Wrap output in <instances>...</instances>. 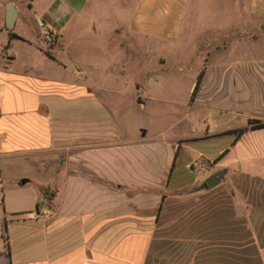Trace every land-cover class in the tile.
Returning <instances> with one entry per match:
<instances>
[{"label":"crops","instance_id":"1","mask_svg":"<svg viewBox=\"0 0 264 264\" xmlns=\"http://www.w3.org/2000/svg\"><path fill=\"white\" fill-rule=\"evenodd\" d=\"M187 2L138 0L122 42L140 55L150 41L176 43ZM225 3L173 124L194 131L175 138L126 123L180 76L126 53L116 65L89 39L74 48L80 28L57 22L85 5L42 15L48 45L42 32L15 33L30 5L12 32L0 15V60L18 42L42 66H18L17 53L0 61V264H264V127L251 128L264 124V0Z\"/></svg>","mask_w":264,"mask_h":264},{"label":"rangeland","instance_id":"2","mask_svg":"<svg viewBox=\"0 0 264 264\" xmlns=\"http://www.w3.org/2000/svg\"><path fill=\"white\" fill-rule=\"evenodd\" d=\"M70 0H0V15L3 17L4 5L11 2L17 10L30 5L28 13L33 17L29 22H23L18 19L15 33H19L26 40L33 41L36 33H41L36 25V19L41 20L43 14L53 16L55 12H59V8L63 3ZM80 8L85 5L80 14H74L69 22H57L58 26L80 28V33L73 32L68 41L74 48L79 39H89V43L99 45L103 52H109V58L116 65L122 64L126 53L127 59H141L149 61L155 69H163L162 76L172 77L180 76V80L173 83L170 79L169 83H163L161 89L150 90L153 99L147 105L146 109L136 111L130 119L127 120V129L136 130L141 128L147 131L146 138L153 134H162L164 138H175L178 135H188L189 131L194 130L189 126L176 125L174 122L182 117L186 112V99L188 82L192 78V74L188 73L189 64L202 58L205 53L207 43L206 34L217 28L221 29L224 23V14L227 10H231L225 3V0H188L182 30L180 37L176 43H158L149 42L148 48L144 54H139L135 47L126 46L121 40V33L128 28L129 19L135 9L138 0H73ZM27 9V8H26ZM76 10H79L78 8ZM27 11V10H26ZM1 26L4 21L1 20ZM44 23V22H43ZM46 28V27H45ZM113 30H117L114 40L109 45L106 42V35L111 34ZM4 34H0L3 39ZM36 38V37H35ZM21 44L15 43L9 50L8 54L17 53L20 55L18 66L23 62L32 61L34 64L41 66L40 57H28L22 53ZM264 48V47H263ZM261 52H264V49ZM4 52L2 55L8 57ZM76 56V53H74ZM0 60L2 64L8 63L7 59ZM65 61L66 57H60ZM163 61L162 64L159 61ZM93 61V59H92ZM181 69V70H178ZM118 72V69H116ZM174 90V91H173ZM179 90V91H178ZM195 118L191 117L190 122H194Z\"/></svg>","mask_w":264,"mask_h":264},{"label":"water","instance_id":"3","mask_svg":"<svg viewBox=\"0 0 264 264\" xmlns=\"http://www.w3.org/2000/svg\"><path fill=\"white\" fill-rule=\"evenodd\" d=\"M18 11L15 6L8 2L4 5V28L7 32H12L15 26L16 18H17ZM223 176V172L219 171L213 174L206 180V187L213 188L220 182Z\"/></svg>","mask_w":264,"mask_h":264},{"label":"built area","instance_id":"4","mask_svg":"<svg viewBox=\"0 0 264 264\" xmlns=\"http://www.w3.org/2000/svg\"><path fill=\"white\" fill-rule=\"evenodd\" d=\"M36 25L37 27L42 30V38L43 41L48 45L51 44L53 42V36L50 32H48L47 30H45V25L42 21L37 20L36 21Z\"/></svg>","mask_w":264,"mask_h":264},{"label":"trees","instance_id":"5","mask_svg":"<svg viewBox=\"0 0 264 264\" xmlns=\"http://www.w3.org/2000/svg\"><path fill=\"white\" fill-rule=\"evenodd\" d=\"M10 36L12 38H17V36H15L14 34H11L10 33ZM199 86V80L197 81L196 83V87L195 89H197V87ZM264 127V124H260V125H253L251 128L253 129H258V128H262ZM2 237H3V240H4V243H5V247H6V250L8 249V241H7V236H6V225L4 224L3 226V230H2Z\"/></svg>","mask_w":264,"mask_h":264}]
</instances>
